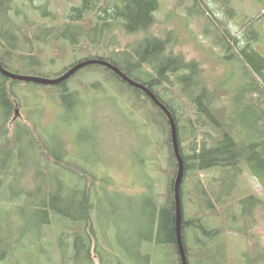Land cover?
Instances as JSON below:
<instances>
[{"label": "trees", "instance_id": "trees-1", "mask_svg": "<svg viewBox=\"0 0 264 264\" xmlns=\"http://www.w3.org/2000/svg\"><path fill=\"white\" fill-rule=\"evenodd\" d=\"M8 1L15 5L18 0ZM104 1L81 0V6L73 7L69 13L66 30L70 25L82 22L95 13ZM221 1L226 8L225 16L233 20L236 11L232 2ZM109 2L105 1V8L101 13L98 12L99 17L103 16L100 17L103 29L123 27L128 34L135 35L147 33L156 23L160 5L158 0ZM195 2L198 8L199 1ZM14 5L7 10L14 11ZM194 11L192 9L190 15ZM206 12L208 10L204 11V16ZM15 13L20 14L16 10ZM1 15L0 13V49L5 50V55H0V64L12 72L11 66L16 61L9 57L22 51L18 50L17 44L11 41L5 31ZM198 15L202 16V12ZM205 18L209 26L214 25L216 28L213 34L214 45L223 49L226 60L238 69V74L233 71L231 73V77L236 78L235 90L232 92L224 88L210 92L200 81L198 63L187 62L183 56L169 52V39L147 36L133 51L118 49L112 55L94 58L110 62L132 80L148 87L171 111L177 124L180 150L185 162V177L181 189L182 233L189 264H223V259L213 260L209 256L198 255L189 242L192 234L195 247L201 251L206 246L201 237L212 239L225 231L223 228L212 230L206 221L209 216L220 213L215 196L221 186L217 191L215 189L213 198L207 191L206 183L197 177L200 172L211 168L225 173L231 170V174L236 170L241 173L245 168L264 184V54L255 48L256 44L264 42V35L256 28L258 18L251 19L243 27L245 41L230 28L229 22L213 16ZM76 35L84 37L83 33L78 32ZM61 40L65 42L66 38L62 37ZM73 45H76L75 42ZM128 56L130 60L126 58ZM21 58L25 62L32 60L34 68L45 66L40 58L26 55ZM90 73H97L100 82H87L89 76H86L83 86L88 87L80 94L93 88L117 89V86L119 94L125 96V91L128 90L132 94L130 104L135 111L142 112L146 107L149 109L148 114L145 113L146 110L142 113L144 118L148 117L149 123L145 127L150 130L157 127L160 134L165 136V159L168 161L169 177L164 198H160L161 195L155 196L152 189L151 194L126 198V201L130 200V234L123 240L118 221L110 214L104 215L97 205L96 200L102 188L98 173L86 166L72 164L69 154L73 150H70L66 140L62 141L63 154L58 155L49 141L36 139L34 135H40L41 122L29 112L25 123L15 125L13 142L0 143V148L7 151L5 159H0V264H30L31 260L39 264H154L156 256L164 252L169 255L172 264H182L177 242L175 202L178 161L173 149L170 122L146 94L128 85L106 67L89 66L74 77ZM71 80L72 78L58 86H46L57 90L52 96L53 99L57 98L61 106L69 97L79 94L78 89L68 88ZM20 83L25 82L14 81L0 74V105L4 107L0 120L5 122L0 131L3 139L10 136L5 124L13 109L16 105L23 106L14 88ZM7 84L12 87L8 88ZM178 86L182 89L181 94L191 98L194 107L193 117H188L186 122L181 121L179 109L175 107L172 98L168 100L165 96ZM229 96V109L219 108L217 104H224L226 99L223 98ZM239 123L243 127L241 132L238 130ZM208 129L215 132V144L211 147L207 146L204 139L201 141L199 138H203L201 134ZM25 140L28 141L29 148L24 149ZM70 146L72 148V141ZM149 147V164L152 169L158 145L152 139ZM135 158L143 169L146 164L144 158L141 155ZM150 172L142 171L147 183L141 184L142 186L148 187L149 178L156 176L152 171L151 177H148ZM188 177H192L194 182L192 190L185 187ZM22 178L25 182L19 184ZM229 181L234 185L237 180L231 178ZM230 182L223 185L224 193ZM186 198L199 207L198 215L192 220L186 218ZM137 200L144 208L143 217H134L135 214L142 216V211L136 210ZM242 203L248 215L258 204L253 196L247 197ZM17 216L22 217L21 221L17 220ZM227 220H232V216H228ZM221 255L224 256L223 253Z\"/></svg>", "mask_w": 264, "mask_h": 264}, {"label": "rangeland", "instance_id": "rangeland-1", "mask_svg": "<svg viewBox=\"0 0 264 264\" xmlns=\"http://www.w3.org/2000/svg\"><path fill=\"white\" fill-rule=\"evenodd\" d=\"M105 1L109 2V0ZM105 1L95 13L87 16L82 22L70 25L66 30L69 13L73 7L81 6V0H18L15 5L8 0H2L0 13L5 31L11 37V41L17 44L18 50L22 51L9 57L16 61L11 66L12 72H10L56 79L68 68L95 59L96 56L112 55L118 49L133 51L139 42L147 36H152L169 39L171 41L169 52L183 56L187 62L196 61L200 67V81L210 92L217 88L232 92L235 90L236 78H232L231 73L233 71L238 74V69L226 60L224 50L214 45L213 34L216 28L214 25L209 26L205 17L213 16L229 22L230 28L243 41L246 40L243 27H246L251 19L258 18L256 28L264 35V0H230L236 11L233 20L225 16L226 8L221 0H198V8L195 0H158L160 5L156 13V23L147 33L135 35L128 34L123 27L102 28L98 12L105 8ZM12 5L14 11L7 10ZM192 9L198 11L190 15ZM204 9L208 10L205 16ZM15 10L20 14H16ZM200 12L202 16L198 15ZM78 32L83 33L84 37L77 36ZM62 37L68 40L62 42ZM255 48L264 54V42L256 44ZM4 51L0 49L2 57L5 55ZM22 55L40 58L45 66L34 68L32 60L25 62L26 60L21 58ZM126 58L130 60L129 56ZM86 76H89L87 82H100L97 73L85 76L79 74L73 77L68 88L78 89L79 94L69 97L62 106L57 98L53 99L52 94L57 90L51 87L31 83H20L14 87L23 106L16 105L13 109L11 117L5 124L10 136L8 139H3L0 134V143L13 142L12 133L15 125L25 123L30 112L32 117L35 116L41 122L40 135H34L36 139L49 141L58 155L63 154L62 141L66 140L70 150H73V153L69 154L72 164L86 166L98 173L103 186L101 185L96 200L97 205L104 215L110 214L118 221L120 236L126 240L125 237L130 234L128 228L130 200L126 201V198L151 194V189L155 196L161 195L160 198H164L163 193L169 177L164 147L166 139L157 127L153 130L146 128L149 123L148 117L144 118L142 113L145 110L146 113L149 109L144 107L142 112L135 111L130 104L132 95L130 91L126 90L127 94L121 95L120 89L116 86L117 89L93 88L80 94L88 87L83 86ZM101 80L104 81L102 77ZM7 86L12 87L10 84ZM181 90L178 86L165 96L168 100L172 98L175 107L179 109L181 121H185L188 117H193L194 107L191 98L181 94ZM223 99H226L224 104L217 105L219 108L229 109L231 96ZM3 108L0 105V119L4 113ZM4 123L0 120V131ZM240 124L238 130L240 129L241 132L243 127ZM214 135L215 132L208 129L201 134L204 137L199 138L201 141L204 139L207 146L211 147L215 144ZM152 139L158 145V149L154 152L153 170L149 164L151 159L149 144ZM27 144L28 141L25 140L24 149L29 148ZM6 154V149L1 147L0 159L4 160ZM137 155H141L145 160L143 169L136 162ZM1 166L0 163V169ZM147 169L156 175L149 178L148 187L141 185L147 184L142 173L148 171ZM151 172L147 174L148 177H151ZM229 172L231 170L225 173L211 168L200 172L197 177L206 183L207 191L213 198L215 189L217 191L219 185L221 186L215 196L220 213L209 216L206 221L212 230L223 228L225 231L212 239L201 237L206 243L201 251L195 247V238L192 234L189 242L198 255L209 256L213 260L223 259V264H264V184L245 168L241 173L240 170H236L233 174ZM231 178L237 180L234 185L229 181ZM24 182L25 179L22 178L19 184ZM228 182H230L229 187L224 193L223 185ZM193 185L192 177H188L185 187L192 190ZM249 196H253L258 204L253 207L250 215L247 212L241 215L243 213L240 211L239 201L242 199L245 201ZM136 205V210H141L142 216L134 213V217H143L144 208L139 200ZM185 213L187 220L194 219L199 213L198 205L189 198L185 201ZM228 216H232V220H227ZM21 219L22 217L17 216L18 221ZM30 264L39 263L31 260ZM154 264H172V261L164 252L156 256Z\"/></svg>", "mask_w": 264, "mask_h": 264}, {"label": "water", "instance_id": "water-1", "mask_svg": "<svg viewBox=\"0 0 264 264\" xmlns=\"http://www.w3.org/2000/svg\"><path fill=\"white\" fill-rule=\"evenodd\" d=\"M89 66H102V67H106L107 69H110L116 75H118L123 81H125L128 85H130L131 87L135 89L141 90L144 94H146L154 102V104L159 109H161L167 116L170 122V127H171L173 149H174L176 159L178 161V173H177L176 181H175V202H176V215H177L178 249H179V254L181 257L182 264H189L185 245H184L183 233H182L183 208H182L181 189H182V185H183V181L185 177V162L182 157L181 150H180L177 124H176L175 118L173 117L171 111L166 107V105H164L157 98V96L152 91H150L148 87L132 80L129 76H127L124 72H122L116 66H114L108 61H104L101 59H91V60L80 62L74 65L73 67H71L67 72H65L63 75H61L60 77L56 79H48V78H43V77L14 74L8 71L7 69H5L1 64H0V74L14 81L31 83V84L41 85V86H58L70 80L79 71Z\"/></svg>", "mask_w": 264, "mask_h": 264}, {"label": "flooded vegetation", "instance_id": "flooded-vegetation-1", "mask_svg": "<svg viewBox=\"0 0 264 264\" xmlns=\"http://www.w3.org/2000/svg\"><path fill=\"white\" fill-rule=\"evenodd\" d=\"M99 10V9H98ZM101 11H102V9L100 10V13H101ZM100 17H103V16H100ZM100 17L98 18V19H100ZM101 20V19H100ZM60 40V39H59ZM68 39L66 38V41H67ZM243 202V199L242 200H240L239 201V206H240V211H241V213H243V214H241V215H244V213H245V210L243 209V206H242V203Z\"/></svg>", "mask_w": 264, "mask_h": 264}, {"label": "bare ground", "instance_id": "bare-ground-1", "mask_svg": "<svg viewBox=\"0 0 264 264\" xmlns=\"http://www.w3.org/2000/svg\"><path fill=\"white\" fill-rule=\"evenodd\" d=\"M177 216V215H176Z\"/></svg>", "mask_w": 264, "mask_h": 264}]
</instances>
